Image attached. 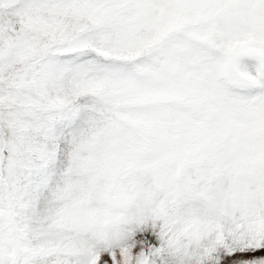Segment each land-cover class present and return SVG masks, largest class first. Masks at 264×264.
Returning a JSON list of instances; mask_svg holds the SVG:
<instances>
[{
	"label": "snow or ice",
	"instance_id": "1",
	"mask_svg": "<svg viewBox=\"0 0 264 264\" xmlns=\"http://www.w3.org/2000/svg\"><path fill=\"white\" fill-rule=\"evenodd\" d=\"M0 264H264V0H0Z\"/></svg>",
	"mask_w": 264,
	"mask_h": 264
}]
</instances>
